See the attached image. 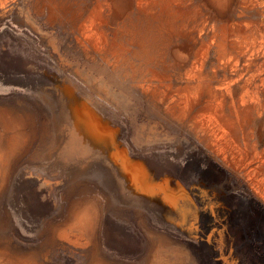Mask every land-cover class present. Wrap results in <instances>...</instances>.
I'll return each instance as SVG.
<instances>
[{"label": "rangeland", "instance_id": "374dc122", "mask_svg": "<svg viewBox=\"0 0 264 264\" xmlns=\"http://www.w3.org/2000/svg\"><path fill=\"white\" fill-rule=\"evenodd\" d=\"M0 264H264V0H0Z\"/></svg>", "mask_w": 264, "mask_h": 264}, {"label": "bare ground", "instance_id": "6f19581e", "mask_svg": "<svg viewBox=\"0 0 264 264\" xmlns=\"http://www.w3.org/2000/svg\"><path fill=\"white\" fill-rule=\"evenodd\" d=\"M229 5H230V4H229ZM223 12H224V11H223ZM126 15H127V14H126ZM137 19H138V18H137ZM132 22H133V21H132ZM132 22H131V23H132ZM165 26H166V25H165ZM141 30H142V29H141ZM136 34H137V33H136Z\"/></svg>", "mask_w": 264, "mask_h": 264}]
</instances>
